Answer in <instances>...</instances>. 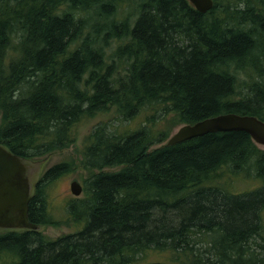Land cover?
I'll use <instances>...</instances> for the list:
<instances>
[{
	"label": "trees",
	"instance_id": "obj_1",
	"mask_svg": "<svg viewBox=\"0 0 264 264\" xmlns=\"http://www.w3.org/2000/svg\"><path fill=\"white\" fill-rule=\"evenodd\" d=\"M212 1L0 0V144L41 160L117 117L81 151L96 172L55 222L73 229L0 232L2 264H264V149L241 130L166 143L223 113L264 121V0ZM67 167L40 175L29 222L53 223L45 189Z\"/></svg>",
	"mask_w": 264,
	"mask_h": 264
},
{
	"label": "water",
	"instance_id": "obj_2",
	"mask_svg": "<svg viewBox=\"0 0 264 264\" xmlns=\"http://www.w3.org/2000/svg\"><path fill=\"white\" fill-rule=\"evenodd\" d=\"M199 12L212 7V0H188ZM241 130L249 134L255 144L264 146V121L252 115L232 112L206 117L176 129L166 143L173 144L201 136L208 132ZM40 161L19 156L0 144V232L41 230L40 224L28 220V202L33 196L40 172ZM82 186L71 182V192L81 193Z\"/></svg>",
	"mask_w": 264,
	"mask_h": 264
},
{
	"label": "rangeland",
	"instance_id": "obj_3",
	"mask_svg": "<svg viewBox=\"0 0 264 264\" xmlns=\"http://www.w3.org/2000/svg\"><path fill=\"white\" fill-rule=\"evenodd\" d=\"M110 121L114 123L117 122L114 108H109L107 111L99 112L93 117L83 118L75 126L76 139L71 145L48 151L47 154L38 157L41 158L42 173L54 164L62 162L68 163L66 171L57 176L45 189L48 211L52 214L51 218H53L52 220L54 221L53 223L45 224V227L42 229L44 234L54 237L59 234L68 233L73 229V225L67 220L65 223L61 222L59 224H55V222L57 219L65 220L67 218L65 208L67 206V202L74 197V194L71 192V182L77 181L78 183L83 184L87 177L96 172V170H88L84 168L81 164V151L87 141L89 132L96 124L101 122L109 123ZM137 126L138 125L134 126L130 124V120H128L124 124L123 129H128L130 131ZM178 126L175 127L170 134H172ZM258 146L264 149V146ZM250 186L251 182L242 179H235L232 182L231 189L234 193H241L242 191L247 190ZM80 196H82V194L78 197ZM262 220L264 222V207L262 209ZM164 257L165 255L163 252H157L153 255L152 260L157 259V261H161ZM150 258L151 255L149 256V259ZM6 260L7 257L5 254L0 255V264L6 262Z\"/></svg>",
	"mask_w": 264,
	"mask_h": 264
},
{
	"label": "bare ground",
	"instance_id": "obj_4",
	"mask_svg": "<svg viewBox=\"0 0 264 264\" xmlns=\"http://www.w3.org/2000/svg\"><path fill=\"white\" fill-rule=\"evenodd\" d=\"M160 112V111H159ZM113 125V124H112ZM117 126V125H116ZM113 130V129H112ZM223 132V131H222ZM243 174V173H242ZM251 174V173H250ZM244 176H246V175H244ZM76 208H77V206H76ZM76 208H74V209H76ZM76 211H74V213H75ZM77 214V213H76ZM48 216V215H47ZM78 216V215H77ZM76 217V216H75ZM81 218V217H80ZM78 219V218H77ZM82 219V218H81ZM81 219H79V220H81ZM83 221V220H82ZM260 221V220H259ZM262 221V220H261ZM77 222V221H76ZM261 224H262V222H261ZM262 226V225H261ZM263 227V226H262ZM264 228V227H263ZM262 228V229H263ZM193 230V229H192ZM261 230V229H260ZM264 230V229H263ZM263 232V231H262ZM195 233V232H194ZM207 234V233H206ZM215 234V233H214ZM189 235V234H188ZM185 236V235H184ZM191 236V235H190ZM260 236V235H259ZM262 236V235H261ZM216 237V236H215ZM188 238V237H187ZM193 238V237H192ZM262 238V237H261ZM260 238V239H261ZM259 239V238H258ZM259 239V240H260ZM182 240V239H181ZM190 240V239H189ZM208 240H209V238H208ZM262 241V240H261ZM221 242V241H220ZM257 245H258V243H257ZM213 246V245H212ZM223 246V245H222ZM226 246V245H225ZM263 246V245H262ZM261 246V247H262ZM260 247V246H259ZM221 249V248H220ZM259 249V248H258ZM217 250V249H216ZM196 251V250H195ZM207 251V250H206ZM225 251V250H224ZM212 252H214V251H212ZM219 252V251H218ZM258 252V251H257ZM139 255V254H138ZM204 255V254H203ZM227 255V254H226ZM238 255V254H237ZM221 256V255H220ZM102 257V256H101ZM208 257V256H207ZM135 258V257H134ZM181 258V257H180ZM183 258V257H182ZM201 258V257H200ZM217 258V257H216ZM197 262V261H196ZM241 262V261H240ZM242 263V262H241ZM249 263V262H248ZM211 264V263H210Z\"/></svg>",
	"mask_w": 264,
	"mask_h": 264
}]
</instances>
